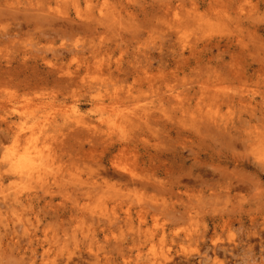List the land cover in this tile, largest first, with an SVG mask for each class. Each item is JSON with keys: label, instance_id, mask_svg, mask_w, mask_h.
Listing matches in <instances>:
<instances>
[{"label": "rangeland", "instance_id": "obj_1", "mask_svg": "<svg viewBox=\"0 0 264 264\" xmlns=\"http://www.w3.org/2000/svg\"><path fill=\"white\" fill-rule=\"evenodd\" d=\"M104 88L147 119L12 174L10 126L98 124ZM0 182V264H264V0H0Z\"/></svg>", "mask_w": 264, "mask_h": 264}, {"label": "bare ground", "instance_id": "obj_2", "mask_svg": "<svg viewBox=\"0 0 264 264\" xmlns=\"http://www.w3.org/2000/svg\"><path fill=\"white\" fill-rule=\"evenodd\" d=\"M86 1L89 2L90 0H86ZM90 49H89V51H90ZM90 53H91V51H90ZM92 53H93L92 55H94L95 51H92ZM86 66H88V64ZM87 69L85 71H88ZM68 73H69V71L67 72V74ZM75 74L79 76L80 72H76ZM85 74H87V73H85ZM68 76H70V75H68ZM68 76L65 75V79L64 78L63 79L66 80L68 78ZM82 78H83V75H82ZM60 79H61V77H60ZM74 79H75V77H72V80H74ZM68 80L70 81L71 78L69 77V79H67V81H65V82L67 83ZM80 81L81 80H79V83H81ZM72 82H74V81H72ZM65 85L67 87V85H69V82ZM70 85L72 87V84H70ZM91 85L92 84H89V87ZM100 91H103V90L100 89ZM107 91H108V89L104 88V92L106 93ZM220 91L221 90H219V93H220ZM114 92H117V91H114ZM217 92H218V90H217ZM222 92H223V90H222ZM100 93L102 94V92H100ZM226 93L224 91V94H226ZM107 94L109 95L108 92H107ZM224 94H222V96ZM101 96L102 95H100L98 93L95 96L93 95L90 97L91 98L90 100L97 101L96 103H99V108L101 107L100 116L98 117V124H94L92 126H90V123H88L85 120V117H83V114H81L78 109L74 110V113L78 119L74 118L73 120H70V117H68V116H61L58 118V116L52 115L53 119H51V120H54V121H51L48 119V117L51 115L49 113L28 114V116H29L28 122L32 121V123H30V125H27V126L25 125L26 127L24 125L23 126L19 125V126H16L14 128L12 126H10L9 127L10 130H8L9 131L8 134H11V136L13 138L12 139L13 144L11 146V149L8 148L9 151L7 152L4 159L6 161L5 163L11 169L12 174L14 176L18 177L21 182L30 181V182H36V183H40V182L41 183L42 182L47 183L48 178L50 180L49 176L56 178L57 177V167H55V163H56V156H59V155L52 148V146H50L49 141L52 139V136H53L52 132L64 124L79 125L80 127H82V128L77 127L81 130V131H79L80 133L78 132V134H80V135L83 134L84 132L86 133L88 131L94 135L96 132L101 131L100 128H101L102 124H105L107 127L105 130L106 135L111 137V136L119 134L121 132V134L119 136L123 138L125 136L123 133L124 127H130V126L134 125L137 121L139 122L142 119L146 120L148 117V115L146 114L147 109H143V107L145 105L142 107V109L141 108H133L134 104H136V105L138 104V103H135V102H137V100L134 101V99H135L134 96L132 97V99H130L129 97L122 98L121 96L118 95V93L115 94L113 97L109 95L110 96L109 99H111L110 100L111 103H108L109 104L108 106L106 105L107 103L104 100V97H101ZM206 98H208V97H206ZM9 100H11V99H9ZM211 100H213V99L210 98L209 101H211ZM228 100L231 101V99H229V98H228ZM214 102H213V104H215ZM211 103H209L210 105L207 104V106L212 105V107H210V110H211V108H217L216 105L214 107L213 104H211ZM92 105H93V103H92ZM95 106L97 107V105H95ZM110 106L112 107L113 110H111V111L114 112L115 116L111 115L112 113L110 114L111 116H109V117H107L108 115L103 116V114H101V112L104 113L103 110H105V111L108 110L109 108H111ZM96 107H95V109H96ZM107 107H109V108H107ZM199 108L201 109V106ZM202 108H204V107H202ZM43 109H46V108H44V106L40 107L41 111H43ZM139 109L141 111H139ZM204 110H205V108H204ZM96 111H97V109H96ZM211 111H209V110L206 111L208 116L211 115ZM218 111H219V109H218ZM204 112H203V114H205ZM107 113H109V112H106V114ZM213 113H215L212 115V117H214V115H215V117L213 118L215 120L214 122H218L219 120L222 119L221 116H220V118L217 117L219 115L217 111H214ZM226 118L229 119L228 117H226ZM58 119H61V120H58ZM207 120H208V118H207ZM229 120H231V119H229ZM223 124H224V122H223ZM117 130H120V131H117ZM110 139H112V138H110ZM110 139H107V141H109ZM105 144H107L106 141H105ZM107 150H108V148H107ZM2 185L3 184L0 182V189H1ZM103 197H105V196H103ZM0 215H1V212H0ZM0 220H1V222L3 221L1 218H0ZM184 256H185L184 259L186 258V261H188V263H191V262H189L190 261L189 258L191 257L190 254L184 253Z\"/></svg>", "mask_w": 264, "mask_h": 264}]
</instances>
